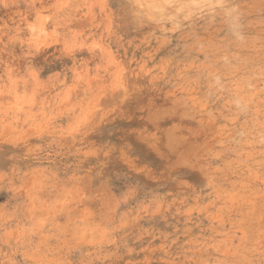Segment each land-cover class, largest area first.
Listing matches in <instances>:
<instances>
[{"label": "rangeland", "instance_id": "374dc122", "mask_svg": "<svg viewBox=\"0 0 264 264\" xmlns=\"http://www.w3.org/2000/svg\"><path fill=\"white\" fill-rule=\"evenodd\" d=\"M0 264H264V0H0Z\"/></svg>", "mask_w": 264, "mask_h": 264}]
</instances>
